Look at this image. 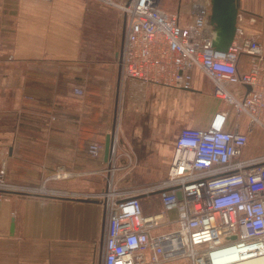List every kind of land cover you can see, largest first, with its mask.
I'll return each instance as SVG.
<instances>
[{"label":"crops","instance_id":"0c3cea01","mask_svg":"<svg viewBox=\"0 0 264 264\" xmlns=\"http://www.w3.org/2000/svg\"><path fill=\"white\" fill-rule=\"evenodd\" d=\"M166 1L160 6L188 24L197 4L211 0H177L172 8ZM248 11L241 0L238 26L264 47V14ZM208 21L219 41L210 15ZM126 33V15L101 0H0V169L12 184L47 188L34 195L0 194V264H103L102 193L111 172L102 170L115 165L122 188L138 178L151 180L135 182L123 194L133 193L167 177L182 128H208L225 110V128L236 125L235 109L214 95L213 81L199 68L191 89L122 79ZM239 69L249 71V55H241ZM231 89L239 97L245 90ZM178 115H185V125L173 129L172 139L170 121ZM120 117L123 141L113 137L107 161V136L116 133ZM247 119H240L244 131ZM258 126L250 127L244 157L264 154ZM92 143L103 146L97 156L89 151ZM140 197L144 213L161 210L158 194ZM170 229L162 225L156 232Z\"/></svg>","mask_w":264,"mask_h":264},{"label":"built area","instance_id":"2783aa9c","mask_svg":"<svg viewBox=\"0 0 264 264\" xmlns=\"http://www.w3.org/2000/svg\"><path fill=\"white\" fill-rule=\"evenodd\" d=\"M101 1L127 17L122 79L191 89L193 69L199 68L213 81L214 95L232 105L238 118L232 129H226L225 110L208 128H182L168 175L156 185L123 194L109 181L102 193L107 211L103 264H163L178 257L191 264H210L230 251L264 261V154L243 156L250 127H264V47L259 37L238 26L229 49H218L208 21L211 1L197 4L188 24L181 23L179 13L162 8L160 0ZM242 54L250 56L249 71L239 69ZM233 84L245 88L242 96L233 92ZM244 115L251 120L246 131L240 123ZM102 147L92 143L89 151L97 156ZM3 172L0 169V194L47 191L45 184H12ZM62 174L61 169L53 177ZM142 193L158 194L161 210L144 213ZM170 211L177 215L170 217ZM162 225L171 229L156 232Z\"/></svg>","mask_w":264,"mask_h":264},{"label":"rangeland","instance_id":"374dc122","mask_svg":"<svg viewBox=\"0 0 264 264\" xmlns=\"http://www.w3.org/2000/svg\"><path fill=\"white\" fill-rule=\"evenodd\" d=\"M176 2H177V0H168L165 3L168 4V7L172 8V7H174V4H176ZM242 2L244 3V8H247V9L250 10V11H248V14L249 13L250 14H264V0H242ZM242 10H243V8H242ZM234 89L236 90L237 86H235ZM206 100H207V102L209 104L215 103L211 98L207 97ZM224 105L227 106L228 104L224 102ZM118 118H117V123H118L117 126L118 127L116 129V133H115L114 136L117 139L118 144H120L123 140H122L121 136L118 133V130L120 131V127H121V117H120V121H119ZM184 118H185V115H180V116L178 115V116L173 117L171 119L170 124H172V126H171V131L168 134L169 137H171L173 139L174 136H175L173 129H176L178 127H182V126L185 125ZM246 121H248L249 122V126H251V121H249L248 119ZM258 127H261V128H259L255 134H257V136L259 135L258 138H260L261 141L264 144V129H263L264 127H262V126H258ZM118 135L120 137H118ZM261 141H260V143H261ZM110 166H111V168H110L111 171L110 172L112 174L110 173V175L107 178L108 179L107 188L109 187V181H110L112 183V187H115L116 189H118L120 193H124V192L129 191V189L133 188L136 185L135 182L138 183L137 185H143V184H145L144 182L151 181V180L144 179V178H138V179H136V181L132 180L131 184H128V183L127 184H121V186H130V187L122 188V187H120V184H118V185L116 184L115 179H114L113 172H114L115 165L110 163V165L108 167H110ZM107 169L106 168L103 169L105 171V173H106ZM101 182H102V179H101ZM152 185H154V184H152ZM152 185H150L148 187H151ZM155 185H156V183H155ZM103 202H104V200H103ZM104 206H105V202H104ZM105 208H106V206H105ZM106 213H107V211H106ZM106 216L107 215H105V225H106ZM101 257H102V255H101ZM163 264H191V260H189L188 258H185V257H178L177 259H173V260H171L169 262H166V263H163ZM228 264H264V261L261 258H256V259H250V260H247V261L246 260L237 261V262L235 261V262H231V263H228Z\"/></svg>","mask_w":264,"mask_h":264},{"label":"water","instance_id":"95a60500","mask_svg":"<svg viewBox=\"0 0 264 264\" xmlns=\"http://www.w3.org/2000/svg\"><path fill=\"white\" fill-rule=\"evenodd\" d=\"M240 9L241 0H211L210 17L219 32V41L216 38L214 42L218 49L225 51L232 45L237 32ZM246 87L248 90L251 89L250 84H247ZM113 137L112 133L107 136L105 144V159L107 161L114 149ZM178 195L180 196V193Z\"/></svg>","mask_w":264,"mask_h":264},{"label":"bare ground","instance_id":"6f19581e","mask_svg":"<svg viewBox=\"0 0 264 264\" xmlns=\"http://www.w3.org/2000/svg\"><path fill=\"white\" fill-rule=\"evenodd\" d=\"M182 251V250H180ZM242 260H250L249 256H240L237 255L236 252H227L225 254H221L218 256H215L211 261L210 264H228L231 262H237V261H242Z\"/></svg>","mask_w":264,"mask_h":264}]
</instances>
